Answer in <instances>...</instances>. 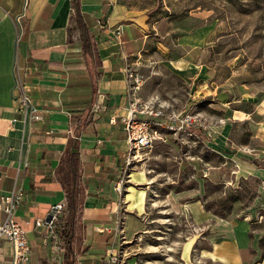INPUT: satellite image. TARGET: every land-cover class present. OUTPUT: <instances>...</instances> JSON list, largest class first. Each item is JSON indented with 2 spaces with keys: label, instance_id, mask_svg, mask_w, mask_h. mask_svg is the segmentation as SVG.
<instances>
[{
  "label": "rangeland",
  "instance_id": "1",
  "mask_svg": "<svg viewBox=\"0 0 264 264\" xmlns=\"http://www.w3.org/2000/svg\"><path fill=\"white\" fill-rule=\"evenodd\" d=\"M109 1L123 25L153 35L162 21L167 32L150 36L139 55L124 61L142 77L141 101L195 122L178 134L163 131L166 143L126 152L115 188L122 219L102 264L110 254V264H214L200 257L209 240L194 224L198 208L217 219L246 221L264 258L263 178L260 171L234 175L239 171L231 162L236 155L264 169V162L250 160L264 155V0ZM20 34L18 27L17 41ZM83 62L98 65L95 55ZM14 76L15 82V68ZM131 203L139 205L131 210Z\"/></svg>",
  "mask_w": 264,
  "mask_h": 264
},
{
  "label": "crops",
  "instance_id": "2",
  "mask_svg": "<svg viewBox=\"0 0 264 264\" xmlns=\"http://www.w3.org/2000/svg\"><path fill=\"white\" fill-rule=\"evenodd\" d=\"M77 1L93 37L97 66L83 62L72 0H0V195L10 191L18 179L24 197L15 219L31 247L30 264L33 249L37 250V264H50L51 253L42 246L34 222L66 199L58 171L69 149L78 153L79 186L84 196L73 230L74 264L103 263L122 219L115 188L127 152L120 122L127 102L124 61L139 55L150 36L167 35L162 21L154 24L153 35L144 34L138 25H123L122 13L112 9L109 0ZM117 25L124 26L119 49L111 36ZM18 27L22 39L20 36L17 46ZM14 68L41 116L39 121L29 122L19 112L12 91ZM260 152L264 154V150ZM250 160L264 162V155L254 154ZM231 162L239 171L234 175L260 171L264 183L263 168L236 155ZM132 198L130 202H137ZM130 205L134 210L139 203ZM193 219L195 226L207 232L209 249L200 256L205 261L264 264L246 221L217 219L199 208ZM137 224L133 225L135 232L141 228ZM10 255V246L2 244L0 262H8Z\"/></svg>",
  "mask_w": 264,
  "mask_h": 264
},
{
  "label": "built area",
  "instance_id": "3",
  "mask_svg": "<svg viewBox=\"0 0 264 264\" xmlns=\"http://www.w3.org/2000/svg\"><path fill=\"white\" fill-rule=\"evenodd\" d=\"M97 26L102 28L101 21ZM124 34V26L117 25L111 30V36L118 45ZM126 80V113L120 118L123 130L126 133L127 152L136 154L145 149H150L156 142L166 143L167 136L163 131L178 134L185 131L188 126L194 125L192 115H181L169 112L162 107H154L140 99V88L142 77L125 68ZM16 90L20 91V96L16 98L19 105V112L27 118L29 122L39 121L41 116L34 108L30 97L25 92V86L16 79L14 82ZM98 99H103L102 95ZM112 120H115L112 118ZM172 133V134H173ZM24 197L23 188L19 185L18 179L14 180V185L10 191L0 195V247L7 244L11 248V255L6 263L0 264H30L31 247L27 241L25 231L15 219L17 207ZM66 199L51 206L47 216L50 219H37L34 227L40 238L43 247L49 249L51 253L50 264H63L64 241L59 234V219L66 209ZM114 255L110 254V260ZM110 260L106 264H110Z\"/></svg>",
  "mask_w": 264,
  "mask_h": 264
},
{
  "label": "trees",
  "instance_id": "4",
  "mask_svg": "<svg viewBox=\"0 0 264 264\" xmlns=\"http://www.w3.org/2000/svg\"><path fill=\"white\" fill-rule=\"evenodd\" d=\"M72 1L76 26L80 31L81 36V50L83 57L94 60V55L96 56V53L94 49L93 37L90 35L88 28L82 20L79 12L78 1ZM67 42H70L69 36L67 38ZM58 177L63 187L67 203L65 211L59 219V234L62 237L65 246L63 264H74V223L77 220L84 198L79 186V160L77 152L71 151L70 149L66 152L58 171Z\"/></svg>",
  "mask_w": 264,
  "mask_h": 264
},
{
  "label": "water",
  "instance_id": "5",
  "mask_svg": "<svg viewBox=\"0 0 264 264\" xmlns=\"http://www.w3.org/2000/svg\"><path fill=\"white\" fill-rule=\"evenodd\" d=\"M49 219H50V216H47V217H46V220L48 221Z\"/></svg>",
  "mask_w": 264,
  "mask_h": 264
}]
</instances>
